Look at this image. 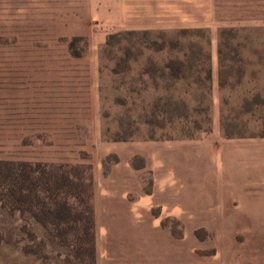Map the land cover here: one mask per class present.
<instances>
[{"label": "rangeland", "instance_id": "obj_1", "mask_svg": "<svg viewBox=\"0 0 264 264\" xmlns=\"http://www.w3.org/2000/svg\"><path fill=\"white\" fill-rule=\"evenodd\" d=\"M214 104L225 137L264 135V0H0V160L65 165L92 207L95 166L119 160L104 143L195 138ZM71 200L59 229L0 203V264H217L246 229L217 210L126 208L94 218L92 248Z\"/></svg>", "mask_w": 264, "mask_h": 264}, {"label": "crops", "instance_id": "obj_2", "mask_svg": "<svg viewBox=\"0 0 264 264\" xmlns=\"http://www.w3.org/2000/svg\"><path fill=\"white\" fill-rule=\"evenodd\" d=\"M83 60L87 64L89 58ZM210 69V95L216 96L215 57L210 58ZM94 87L88 83L81 94L90 97L92 114ZM216 111L214 104L210 130L195 138L104 143V155L116 153L119 160L114 168L104 170L97 164L93 170L96 224L120 222V210L126 208L217 210V223L246 226L244 236L231 239L217 264H264V135L225 137ZM87 127H96L92 117ZM136 157L142 159L140 166H134Z\"/></svg>", "mask_w": 264, "mask_h": 264}, {"label": "trees", "instance_id": "obj_3", "mask_svg": "<svg viewBox=\"0 0 264 264\" xmlns=\"http://www.w3.org/2000/svg\"><path fill=\"white\" fill-rule=\"evenodd\" d=\"M209 74V73H208ZM228 135V134H227ZM80 182L65 165L52 168L42 162L0 160V203L11 211L28 213L38 218L39 225L55 229L67 225L74 215L71 199H80L85 208L80 212L94 246V215L91 196L83 197ZM45 220H40L41 216ZM94 257V256H93Z\"/></svg>", "mask_w": 264, "mask_h": 264}]
</instances>
